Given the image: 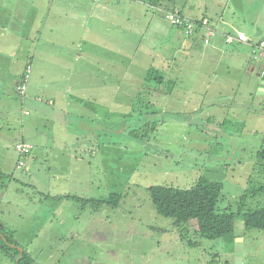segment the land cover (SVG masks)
Instances as JSON below:
<instances>
[{
	"label": "rangeland",
	"instance_id": "374dc122",
	"mask_svg": "<svg viewBox=\"0 0 264 264\" xmlns=\"http://www.w3.org/2000/svg\"><path fill=\"white\" fill-rule=\"evenodd\" d=\"M246 1L248 8L239 13L256 18V26L264 30V0H256L257 10L252 4L254 0ZM113 3L117 11L107 15L109 18L100 17L107 21L112 17L113 31L106 29L109 25L94 26L90 21L84 36L78 30L70 31L71 51H78L81 39V49L88 60L87 65L84 61L78 63L72 53V78L63 86L67 92L77 91L78 81L73 73L80 69L106 74L110 67H101L97 52L106 58L104 52L118 55L117 69L114 64L111 67L112 92L115 95L117 90L118 99L113 101L110 118L118 120L119 131L107 139L100 129L101 122L107 121V116L101 115L105 109L97 106V110H88V114L96 113L87 119L89 126L93 124L91 128L81 127L79 134L72 129L63 133L58 130L56 135L68 138L67 143L102 144L101 154L85 162L86 173L99 184L92 191L96 198L116 192L122 199L117 206L107 205L103 210V218L105 214L108 217L104 218L96 239L83 234V230L75 235L72 229H64L72 232L64 242L51 238L47 209H36L37 204L28 201L26 193L61 188L64 181L51 177L49 162L39 160L35 165L39 171L32 166L31 170L20 169L19 159L30 164L34 144L30 141L31 152L21 158L15 140L25 137L13 127L3 129L0 171L5 178L0 183V219L16 227L10 229L5 225L4 235L30 252L40 264H235L238 237L243 238L242 264H264V231L246 229L243 219L244 212L264 205V191L254 193L264 184V157L260 154L264 116L253 117L251 111L264 108L263 103H257L260 96L252 92L256 74L251 77L252 74H244L245 69L241 71L244 59L234 53L231 44L224 46L226 53L215 52L212 57L193 52L188 46L183 47L182 53L176 52L178 40L188 39L181 28L169 24L159 12H154L156 20L150 22L151 11L143 4L130 8L125 1ZM72 4L76 5L75 0ZM96 8L95 16L103 11ZM67 36L65 32L64 39ZM150 49L156 55L150 56ZM153 67L165 76L163 83L147 82ZM70 108L74 110L77 105L71 104ZM148 121L156 124L142 127ZM127 127L136 128L139 137L128 134ZM36 150L42 154L39 146L34 151L37 154ZM200 178L223 182L218 209L235 214L234 243L228 236H201L195 219L177 223L157 211L150 186L191 188ZM92 211L91 205H87L82 222L74 226H88ZM33 215L40 217L33 221ZM64 230L60 228L58 232L65 234ZM0 264L17 263L0 248Z\"/></svg>",
	"mask_w": 264,
	"mask_h": 264
},
{
	"label": "crops",
	"instance_id": "0c3cea01",
	"mask_svg": "<svg viewBox=\"0 0 264 264\" xmlns=\"http://www.w3.org/2000/svg\"><path fill=\"white\" fill-rule=\"evenodd\" d=\"M72 1L0 0V130H12L11 127H13L25 137L20 140L28 141L29 139L34 144L32 156H29L30 164L26 160L25 166L20 169L31 170L32 166L35 171H39L38 165L35 166L39 160L49 162L48 169L51 177L64 181L61 188H52L39 191V193H26L28 201L37 204L36 209L40 211L47 209L49 215H46V220L51 223L48 235L61 242L72 235V232L64 229H72L73 233L75 232L74 234L78 236L77 231L83 230V234L96 239L97 233H101L102 222L108 214H105L103 218V210L106 207L98 211L93 210L88 226L82 224V228L74 226L76 223L80 225L86 213V206L81 207L75 196H97L92 190L96 189L99 184L91 174L86 173L85 162L88 158L91 159L101 154L102 144L67 143L68 138L62 134L56 135V133L58 130L61 133L71 132L72 129L79 134L81 127L91 128L93 124L89 126L87 119L93 118L96 113L88 114V110H97V106L105 109L101 115L107 116V121L101 122L100 129L107 134V139L109 136L112 137L114 132L119 131L118 120L114 122L110 118L113 115V101L118 99L117 90L115 89V95L112 92L111 73L113 64L116 69L118 67V55L104 52L107 54L106 58L97 52L95 56L99 62H102L101 67H110V70L106 74H100L99 70L95 72L80 69L78 73H73L78 81L77 91L67 92L63 84L69 83L72 78L69 73L70 56L73 53V59L78 63L84 61L85 65L88 60L87 53L81 49V39L78 51H71L68 44L70 33L72 30H78L80 36H84L89 21L94 26L97 23L109 25L110 27L106 29L112 30V17L109 21L100 17L109 18L107 15L117 11L118 7L113 1H125V5L130 8H133L135 4H143L148 11H151L150 22L156 20L154 12H159V6L152 4L151 0H92L91 3L89 0H75L76 5L73 7ZM163 2L190 18L210 19L220 32L211 39L210 43H206L204 30L194 35H186L182 31L188 39L178 40L175 47L176 52L182 53L183 47L188 46L193 52L211 57L215 52L226 53L228 50L224 46L228 44L225 43L223 34L241 30L253 42H237L229 46H232L234 53L240 54L244 59L241 71L245 69L244 74H252L251 77L256 74L253 70L254 64L257 63L254 44L257 43L264 30L258 28L259 22L256 18L252 19L243 12L239 13L246 7L248 8L246 0H212L211 3L207 0L202 3L198 0H164ZM252 2L257 10L258 2L256 0ZM97 6L103 11L97 12L100 14L95 16ZM65 32L68 34V39H64L66 38ZM84 40L85 38H82V41ZM45 47H47L46 50ZM149 54L150 56L156 55L152 49ZM108 57H110L109 62ZM163 59L167 60V56L164 55ZM28 63L33 65V71L26 96L22 97L17 90V85ZM255 82L256 78L252 82V92H255ZM257 103H264V97H257ZM71 104L77 105V108L73 110L70 108ZM260 109L259 111L251 110L253 111L252 116H264V108ZM100 129L96 131L100 132ZM20 140L15 141L18 143ZM43 141L46 143H39ZM51 141L59 143H49ZM37 146L42 150V154H38L39 150H36L37 154L34 152ZM44 202H47L46 206L43 205ZM39 217L33 215L32 219L33 221L35 218L38 220ZM7 223L0 219L2 227L6 225L10 229H16L13 224L8 225ZM60 228L65 231V234L58 232ZM34 235L38 236L36 232ZM35 260L38 263L37 258Z\"/></svg>",
	"mask_w": 264,
	"mask_h": 264
},
{
	"label": "trees",
	"instance_id": "16d2710c",
	"mask_svg": "<svg viewBox=\"0 0 264 264\" xmlns=\"http://www.w3.org/2000/svg\"><path fill=\"white\" fill-rule=\"evenodd\" d=\"M163 1L164 0H151L152 4L159 6L158 11L165 19V11H174L175 9H173L171 5ZM164 6H166V8ZM203 19L204 18L194 20L197 22H201ZM208 20L211 22L210 19ZM263 35L264 33L261 37L258 38L257 43L254 44L256 50V60L260 59L256 57V47L264 39ZM224 41L227 44L239 42L234 41L232 43H228L226 42L225 38ZM250 41L251 39L249 37L248 42L241 41L239 43H249ZM29 64L31 63H28L27 65ZM164 77V75L159 73L158 70L153 67L150 68L146 79L150 84H152L151 82L153 81H157L158 84H161L164 81ZM149 89H151V87ZM149 104L150 103L146 104V106L149 107ZM137 123L138 122H136V124ZM155 124V122L148 121L142 124V127H145L146 125H150L152 127ZM125 131L133 137H139L138 130L136 128L128 129L127 127L125 128ZM260 154L264 157V137ZM4 178L5 174L0 171V183ZM223 187L224 184L222 181L200 178L191 188H180L168 185H153L149 187V191L157 211L163 216L172 217L177 223L188 222L195 219L197 221V232L201 236L209 239L228 236L231 238L232 243H234L233 234L235 214L233 212L220 211L218 209V203ZM260 191H264V184L257 187L254 190V193ZM246 196L247 194H245L243 197L245 198ZM75 198L80 203L81 207L91 205L92 210L98 211L99 209H101L102 207H106L107 205L112 207L117 206L122 199V195L120 193L112 192L108 197L105 198L83 196H75ZM243 219L246 229H257L260 231H264V205L244 212ZM3 229L4 228L0 224V248L7 254V256L17 264H38L30 252L26 251L22 247V249H20L18 247V243H16L14 240L7 239V236H5L3 233ZM2 235L5 239H3ZM11 243L14 245L12 246Z\"/></svg>",
	"mask_w": 264,
	"mask_h": 264
},
{
	"label": "built area",
	"instance_id": "2783aa9c",
	"mask_svg": "<svg viewBox=\"0 0 264 264\" xmlns=\"http://www.w3.org/2000/svg\"><path fill=\"white\" fill-rule=\"evenodd\" d=\"M164 17L168 23H170L173 26L179 27L182 29V31L186 35H194L195 33H198L201 30L205 31L204 34V41L206 43H210L211 39L220 33L217 28L210 22L208 19L204 18L201 22H197L194 19L182 14L180 11L174 10H168L165 11ZM226 42L232 43L234 41L239 42H248L249 36L243 32V31H234L233 33H225L223 34ZM257 58L264 59V39L257 45ZM33 67L31 64L27 65L23 77L20 79L17 90L19 94L24 97L26 96L31 76H32ZM26 113H29V111H26ZM33 148V144L30 141H19L16 144V149L19 152V154L22 156L27 155L31 152V149ZM25 166V161L20 159L19 161V167Z\"/></svg>",
	"mask_w": 264,
	"mask_h": 264
},
{
	"label": "water",
	"instance_id": "95a60500",
	"mask_svg": "<svg viewBox=\"0 0 264 264\" xmlns=\"http://www.w3.org/2000/svg\"><path fill=\"white\" fill-rule=\"evenodd\" d=\"M253 70L256 71L255 92L257 95L264 97V59L257 60L254 64ZM235 247V264H242L243 260V238L236 239Z\"/></svg>",
	"mask_w": 264,
	"mask_h": 264
},
{
	"label": "flooded vegetation",
	"instance_id": "af4514ba",
	"mask_svg": "<svg viewBox=\"0 0 264 264\" xmlns=\"http://www.w3.org/2000/svg\"><path fill=\"white\" fill-rule=\"evenodd\" d=\"M264 105V104H263Z\"/></svg>",
	"mask_w": 264,
	"mask_h": 264
}]
</instances>
